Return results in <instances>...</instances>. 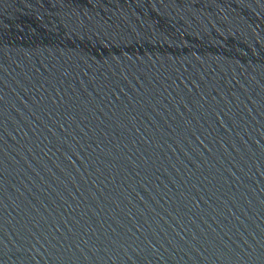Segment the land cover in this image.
Listing matches in <instances>:
<instances>
[{"label": "water", "instance_id": "95a60500", "mask_svg": "<svg viewBox=\"0 0 264 264\" xmlns=\"http://www.w3.org/2000/svg\"><path fill=\"white\" fill-rule=\"evenodd\" d=\"M0 264H264V0H0Z\"/></svg>", "mask_w": 264, "mask_h": 264}]
</instances>
